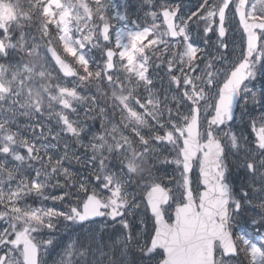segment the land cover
<instances>
[{"label":"snow or ice","instance_id":"1","mask_svg":"<svg viewBox=\"0 0 264 264\" xmlns=\"http://www.w3.org/2000/svg\"><path fill=\"white\" fill-rule=\"evenodd\" d=\"M93 3L94 8L88 0H0V56L9 58L11 49L31 58H21L16 64H0V155L4 157L0 160V220L7 221V227L0 231V264H43L42 249L53 241L37 237L44 230L49 234L55 230L54 221L62 218L69 225L83 226L97 217L113 224L119 221L123 237L119 241L120 258H116L114 251L105 252V245L97 244L95 233L89 230V236L78 238L67 251L68 257H80L77 264H125L124 257L129 252L138 256L142 264H231L233 257L241 252L247 264H264V234H260L258 245L237 235L233 227L243 209L252 206L251 192L259 197L256 205L259 219H252L251 224L258 231L264 228V115L260 117L259 128L255 121L252 124L256 133L254 147L241 149V138L231 130L218 135L222 126L233 121L234 105L241 94L246 104L249 95L254 102L264 103V89L257 99L258 93L246 87L249 80L256 78L257 71L264 73V0H202L194 11L185 15H181L180 5H161L160 13L153 11L149 15L155 20L162 14L163 25L153 23L151 27L141 28L133 21V28L125 25L116 29L115 49H106L104 66L95 72L90 70L84 50L93 41V46L99 47L101 37L110 42L114 27L110 19L126 17L111 0L107 3L93 0ZM109 8L115 10L114 17L107 14ZM229 13L233 19L238 18L246 37L242 59L229 65L230 71L216 68L227 60L223 53L228 49L225 41ZM33 24L47 40L43 55L39 44H29L26 40L24 29ZM193 25L197 35L202 33L203 49L193 42ZM53 26L63 52L83 69L84 74L79 76L83 88L90 92L95 89L90 96L79 95L75 87L52 85L49 53L65 75L76 74L52 46ZM212 35L216 36L215 42ZM149 52L159 61L157 68L166 65L169 86L176 85L177 95L171 99L167 94L161 99L158 93L150 91L149 98L142 102L136 95L141 84L149 90L153 85L149 78L153 63ZM117 54L121 70L126 74L124 78L112 75ZM69 98L85 101L89 105L86 115L96 111L102 120L104 133L93 135L87 144L80 143L86 152L75 159L78 163L83 160L95 170V180L109 194L105 196L95 188L90 190L89 181L81 178L76 193L51 197L64 201L67 196L75 195V205L66 211L21 206L28 196L41 195L49 184L76 187L74 174L64 166L65 161L72 159L68 145H64V155L54 160L49 153L58 144L47 141L49 136L58 141L60 133L48 128L46 135L45 125L39 121L47 111L50 118L55 116L63 130L80 142L85 129L70 122L62 112L52 111L57 104L63 109L71 107ZM101 98L120 110L123 127L113 124L111 129L107 128L108 114L100 107ZM134 98L142 112L133 106ZM202 111L206 114V129ZM20 117L32 122L36 139L31 142L11 130ZM145 129L149 134H145ZM152 132L156 134L151 135ZM37 140L41 142L38 144ZM225 140L232 148L245 151L240 167L252 178V184L259 183V188L241 184L238 191L234 190L225 163ZM154 142H167L175 150L171 163L182 168V183L178 181L175 188L166 186L152 174ZM18 148L25 149L27 155ZM113 160L116 164H112ZM33 162L40 167L31 178L25 172L33 168ZM197 164L203 186L199 191L192 187L189 178ZM133 184L140 189L141 203L150 213L141 221L145 226L149 220L152 222L150 240H141L145 233L134 234V226L127 219L135 205L136 196L129 191ZM131 264H136L135 259Z\"/></svg>","mask_w":264,"mask_h":264},{"label":"rangeland","instance_id":"2","mask_svg":"<svg viewBox=\"0 0 264 264\" xmlns=\"http://www.w3.org/2000/svg\"><path fill=\"white\" fill-rule=\"evenodd\" d=\"M93 3V0H88V2ZM173 0H160V8L161 9V5H173L171 4ZM105 2L107 3V0H105ZM111 2L113 4H116L118 6V10L120 11V13L122 15H124L126 17L125 20H118L115 18L110 19V23L114 26L111 30V41L110 42H105L102 41L100 38V46L99 47H94L93 44H95V41H93V44H89L87 45L86 49L84 50L86 53V56H90L92 57V61H97V54L95 52H98L101 54L102 56V68L104 66L106 57L104 55L105 50L108 47H112L115 49V32L116 29L118 28H125V25H127L128 28H133V21L136 22V24H138L141 28L143 26L140 25V20L138 19V14L135 11V6L133 1L131 0H127L126 5L122 6V4L118 1V0H111ZM202 2V0H186L185 2L182 3L181 7V15H185V14H190V11H194L196 9V7H198L199 3ZM141 4H145L144 1L140 2ZM94 4V3H93ZM146 5V4H145ZM149 14L148 10L143 11L144 14ZM110 17H114L115 15V10L112 8L108 9V13H107ZM146 26V25H145ZM144 26V27H145ZM149 27V26H148ZM200 27L202 28L203 25H200ZM194 28V29H193ZM55 29V27L53 26V30ZM193 30H191V35H192V39L194 42L195 38H198L201 42H202V47L201 49L204 48V43H203V39H202V33L200 35H197L196 32V27L195 25H193L192 27ZM24 31L26 32V40L29 44H39L40 48H41V54L43 55V50L46 48L45 46L47 45V40L45 38L41 37V33L38 30L37 26L35 24L26 27L24 29ZM57 33L52 31V38H51V43L54 47L57 48L58 52L69 62V64H71V66H73L72 64L75 63L79 66V64L76 62V60L71 57L68 56L67 53L63 52V48L62 46L59 45V42L57 39H55ZM78 35V34H77ZM19 38V33L15 34V39ZM15 39L13 40V42H15ZM125 41L127 40V37L124 38ZM213 42H215L216 38L213 39ZM200 41L197 43L199 44ZM196 46H198L196 44V42H194ZM199 47V46H198ZM200 48V47H199ZM92 50V52H91ZM173 51H175V49H172ZM10 51V61L7 64H16L18 62V60H20L21 58L23 59H31L28 57L23 56V53H19L16 50H9ZM211 51V49L209 50ZM149 56H153V54L151 52L148 53ZM207 53H204V56H206ZM227 56V60L226 61H222L221 63H218L216 65V68L221 69V70H229L230 67H228L229 65H231L232 61L234 60L232 57L233 55L230 54H224ZM155 57V56H154ZM49 59V56H48ZM114 63L116 65L115 70L112 72V75L115 77H120V78H124L126 76V74L121 70V66H120V58L117 54L116 57H114ZM159 63V61H157L155 59L154 63L150 65L149 68V78L153 81V85H155L154 88L146 89L145 86L143 84H141L137 89H136V95L139 96L142 99V102L147 100L149 98V93L150 91L153 93H158L159 97L161 99H163V97L165 96V94H167V96L169 97V99H171V97H173L174 95H177L176 92V85L173 84L171 86H169V82H168V77L165 74L166 73V65L162 68H157L156 65ZM6 64V65H7ZM73 66V68H74ZM203 64L200 65L201 68H203ZM76 69V73H77V77L75 79H64L62 77L58 76V73L55 69V66L53 65V63L51 62V60L49 59V65H48V70L51 72L52 75V80L51 83L53 86L55 85H59L61 87H68V88H73L75 87L77 89V91L79 92V95L81 96H90L93 92L90 91H86V90H82V84L79 81V76L83 75V70L82 71H77V68L75 66ZM222 82V81H221ZM135 86V85H133ZM95 92V91H94ZM135 98L133 99V106L135 107V109L137 111H143V109H141L139 107V105L135 104ZM69 102L71 107L67 108V109H63L62 106L60 105H55L52 109L53 113L56 112H62L64 115L68 116L69 121L72 122L73 119L76 117L77 113H79V116L75 118L76 121L80 122L79 125L77 123V125L79 127H82L85 129L86 131V135L88 136V138H91L93 135L99 136L102 135L104 133L103 132H98L97 134L91 133L90 131L87 130V126L84 125H91V120H90V116L89 114L86 115V110L88 108V104H84L85 101L83 100H74L69 98ZM109 107L115 111V113L119 116V121L115 120L114 118L112 119V123L108 126V129H111L113 124H120L121 127H123V124L121 123L122 121V115L120 110L117 109H113L112 105L109 103ZM174 107V106H173ZM263 111L262 112H258L256 113V115L258 116V123L257 125L260 126V117L262 115H264V105H262ZM181 111H186V109H181ZM2 115V114H1ZM115 115V114H114ZM206 114L202 111L201 112V119L204 125V128L206 129L207 126V119L205 118ZM242 120V121H241ZM247 120H251L252 122L255 120L253 119H247ZM246 119H241L240 116L239 118L233 122L232 125H228V126H224L223 129H220L218 132V135L223 136V134L225 132H228L229 130L235 132L237 134L238 137L241 138L240 140V144H241V149H246L248 147H254L255 145V140H248L247 135H246V124L243 121H247ZM39 121L41 124L45 125V134L48 135L47 133V129L51 128L52 130L55 129V133H60V137H59V141H60V147L55 150H51L50 151V155L52 154V152L54 151L58 158L64 155V145L67 144L68 145V154L69 156L72 157V159L65 161L64 162V166L69 168V170L74 174V177L77 181L76 187L73 188H59V187H53L51 184L48 185V187L44 190V192L41 195H36L37 197H30V198H26L23 201V204L21 206H24V204L30 206V207H34V208H55L57 210H63L66 211L68 209L69 206H73L76 203L77 197L75 195H69L66 197V199L64 201H60V200H53L51 199V197L54 196H60L63 193H76L77 189L79 187V183L78 181L80 180L78 178L79 175V171L81 168H84L86 171L85 173H83L84 175H89L90 176V181L88 183V187L91 190L92 188H95L97 191L102 192L103 195H108L109 193L106 190H102L101 185L98 184V182L95 180L94 178V169H92L90 166H87L85 164V162L82 160L80 163H75V157L76 156H80L83 157L85 155L86 149H84L83 147L80 146V143H83V141L81 140L80 142L77 141V138L72 136L70 133H67L66 131L63 130V127L61 124L57 123V119L55 118V116H52L51 118L49 117L48 113H46V117L44 118V121L42 119L39 118ZM51 122H53L54 125L51 124ZM125 123L127 121H124ZM84 124V125H82ZM98 126H99V122H98ZM22 130V127L19 126L17 128V130L15 132H18ZM126 131V130H125ZM53 132V131H52ZM54 133V132H53ZM145 134H149L148 130L145 129ZM155 132H152L151 135H155ZM49 138H51V136H49ZM49 141V140H48ZM47 141V142H48ZM225 144H226V153H228L226 155L225 158V163L228 161V176L230 181L232 182V184L234 185V190L238 191L241 184H248L251 187H255V188H259V183L256 184H252V178L245 175V170L243 168L240 167L242 161L244 160V157L246 155L244 150H237L235 148H232L230 143L225 140ZM73 145H76V147L74 148ZM81 147L83 149V153L81 154L78 150V148ZM151 147L156 151V155L152 158L151 163L154 165V167L152 168V173L154 172L153 170L155 169L160 170L161 172H159L158 175L156 173H154L153 176L155 177H160V179H165V176L167 175V168L169 169L170 166H176L175 163H171L172 160H174L175 158V150L173 149V146L170 144H167V142L165 143H156L154 142ZM74 154V156H73ZM88 155H91L90 150L88 151ZM11 159V158H10ZM112 164H116V161L113 160ZM197 166L198 164L194 167V171L189 175L190 180L192 181V187L194 189L197 190L198 185H199V180H198V175H197ZM167 167V168H166ZM78 168V171L76 172V169ZM28 172H30L29 170H27ZM166 171V172H165ZM181 168H180V174H181ZM82 173V172H81ZM32 178V176H31ZM172 179V177H171ZM173 179L175 180V177L173 176ZM179 182L182 183V177L180 176L179 178ZM257 181H258V177H257ZM55 183V181H53V184ZM61 183H63V178H61ZM177 186V184H176ZM16 187V183L14 184V187ZM5 191H7V189L5 188ZM130 192L134 193L136 196V199H139L140 197V189L138 187H135V184H133V186L129 189ZM35 195V194H33ZM31 195V196H33ZM83 195V194H82ZM250 199L252 200V206L248 207L246 206L243 211L241 212L240 216L237 217V222H234L233 227H237V231H239V229L241 230V228L246 229L248 232L250 231L252 234V238L250 237H246L244 236L246 239H249L250 241H252L253 243H257L259 245V243H261L260 241V234H264V228L259 229V231L257 230V228H255L252 224H251V220L252 219H259V217L256 215L257 212H259V208L256 207V205L259 203V197L258 195H253L251 192L249 193ZM135 199V205H133V208L130 210L131 214L127 216V219L129 220V222L134 226L133 228V233L135 234L136 232H142L144 233L146 231V226L144 224L141 223L142 219H144L143 217L146 215L144 208L142 207V203L141 201H137ZM136 205H139V207H136ZM106 222H109L107 219H105ZM55 223H57V228L55 230H53L50 234L48 232V230H44L43 234L41 236H38L37 239L40 240H44V239H51L53 241V243L49 246H47V248L42 249V254H41V260L43 261V264H76L75 260L79 259L80 257L78 255L72 256V257H68L67 256V251H69V246L76 244L77 243V239L79 237V235L85 233L86 231L87 234L82 235L83 237H86L87 235H90V231L86 230L84 228H81L79 230H77V227L75 225H69L68 222L64 221L62 218L57 222L54 221ZM106 223H103L101 225V227H105ZM104 225V226H103ZM148 227H150V220L147 224ZM7 227V221L6 220H0V231L3 230V228ZM101 227L98 228L97 230H92L91 232L96 233L97 231L101 230ZM104 242L103 245L105 246V251L111 253L112 251L115 252L116 254V258L117 257V253L118 250L117 248L119 245V241L123 238L120 232V226L119 223H115L113 224L111 227L107 228L106 231L104 232ZM124 235H127V232H124ZM111 237V239H108L106 241L107 237ZM96 238V243L100 244L101 243V235L100 234H96L95 235ZM141 240H145V235L141 236ZM102 244V243H101ZM119 259V258H118ZM231 264H238L237 260H232Z\"/></svg>","mask_w":264,"mask_h":264},{"label":"flooded vegetation","instance_id":"3","mask_svg":"<svg viewBox=\"0 0 264 264\" xmlns=\"http://www.w3.org/2000/svg\"><path fill=\"white\" fill-rule=\"evenodd\" d=\"M166 1V0H164ZM169 1V0H168ZM171 1V0H170ZM171 6H176V5H181V2L179 0H173L171 2ZM228 22L226 23V29H227V38H226V43L228 44V49L226 52H224L223 54H232L233 55V61L231 62L233 64L235 63H238L240 61V59H242V54H243V50L246 48V37L244 36L243 34V29L242 27L239 26V23H238V18H235L233 19L232 18V14L229 13L228 14ZM213 39L216 38V36H212ZM200 40L198 38H195L194 39V42H196V44L199 42ZM200 48L202 47V42L200 41L199 44H197ZM10 61V58H7L5 59L3 56H0V64H7L9 63ZM259 67V66H257ZM231 69L229 68L228 71H230ZM246 87L248 88H251L253 89L254 91H256L258 93V97L257 99H259V92L261 89H264V73H261L259 71H257V75H256V78L254 80H249L248 83L246 84ZM247 104L245 103V97L243 94L240 95L239 97V101H238V105H237V108H236V111H235V118L234 119H238L239 116L241 119H255V123H256V127L259 128V126L257 125V121H258V116L256 115V113H260L263 111V108H262V105H264V103H256L253 101L251 95H249L247 97ZM108 105V103L106 104ZM101 107H103V105L101 104ZM106 111H107V127L110 125V123L112 122V118H111V113L109 111V109L106 107L105 108ZM47 113V111L45 112ZM79 116V113H77L76 117ZM71 118L70 119H73L74 123H78L79 125V122L75 120V118ZM42 119V117H39ZM100 121L102 122L101 118L99 117ZM17 121H29L28 119L26 118H23V117H20L18 118L14 123H16ZM242 121V120H241ZM247 128H246V135H247V138L248 140H255L256 139V133L252 130V124L253 122L251 120H247V121H243ZM225 126V125H224ZM224 126H222L224 128ZM220 128V129H223V128ZM104 128V127H103ZM11 129L12 131H15L17 129V126H11ZM32 130L28 131L25 135H24V138H27L29 140V142H31L32 140L36 139V136H34L33 134V128H31ZM219 129V130H220ZM54 133H55V130H52ZM37 134L39 133V129L36 130ZM41 141L37 140V143L39 144ZM55 143H57L59 145V142L58 141H53ZM18 151L21 152V154L23 155H27L26 154V151L25 149L23 148H18ZM41 155H44L43 152H41ZM53 156V159H57L58 156L57 154L53 151L52 154ZM226 158V157H225ZM4 157L2 155H0V160H3ZM10 159V158H8ZM10 167L12 166L11 164L9 165ZM40 165L39 163H36V162H33V168L30 169L28 171L25 172V175L26 176H29L32 178H34L35 176V169L39 168ZM167 168V167H166ZM167 172H166V176H165V179H162L164 184L168 187H172V188H175L176 187V184L177 182L180 180V168H178L177 166H170L169 169L167 168L166 169ZM182 170V168H181ZM78 171V168L76 169V172ZM85 169L84 168H81L80 171H79V175H78V178L81 179H85V180H88L90 181V176L89 175H84L83 173H85ZM154 172L152 173L154 175V173L158 172L157 174L158 175H161L159 174V172H161L160 170H153ZM82 172V173H81ZM173 176L175 177V180L173 179ZM172 177V179H171ZM158 178V177H157ZM160 178V177H159ZM170 182V183H169ZM14 184L15 182H13L12 184V187H14ZM135 187H137L135 185ZM199 188V187H198ZM197 188V190H198ZM81 196H82V193H81ZM30 197H34L36 198L37 196L36 195H33V196H28L27 198H30ZM137 201H141L140 200V197L139 199H136ZM174 204H173V208H174ZM106 218L100 220V221H93L92 223H88V224H84L83 226H79V225H75L77 227V230L81 228H85L87 230H97L98 228L101 227V225L103 223H106L105 227H101V232H104L106 231V228H109L113 225V223H111L110 220H108L109 222H106L105 220ZM119 222V221H118ZM104 226V225H103ZM119 248H117L118 250V253H117V257L120 258V255H121V252H122V245H118ZM135 259L136 261V264H142V261L138 258V256H134L132 252H129L125 257H124V260H125V264H131V262Z\"/></svg>","mask_w":264,"mask_h":264},{"label":"trees","instance_id":"4","mask_svg":"<svg viewBox=\"0 0 264 264\" xmlns=\"http://www.w3.org/2000/svg\"><path fill=\"white\" fill-rule=\"evenodd\" d=\"M134 1H136L137 3H140L141 2V0H134ZM142 1H144L146 5L144 4L145 5V7H144L142 4H140V9L137 8V10H138V11H136L137 13L140 14L141 11L144 10V9L145 10H148V13H151L153 11H156L157 13H159V4H158L159 1L158 0H142ZM89 3L93 6V8L95 7V5L93 3H91L90 1H89ZM139 20H140L141 26H143V25L144 26L145 25L146 26H150L151 25L150 23H155L156 25H158V24L161 25L160 22H159L160 21V16H158L157 19L153 20V17L151 15H149V14H143L142 17L139 16ZM52 31L56 33V30L55 29L54 30L52 29ZM95 53L97 54V61H95V62L92 61V58L90 56H88V55L86 56V58L89 59V68L93 72L99 71L102 68V56L98 52H95ZM77 67H78V65H77ZM78 69H79V71H82L83 70L81 67H78ZM75 163H77L76 159H75L74 164ZM144 211L146 213L145 216L147 217L148 216L147 210L145 209ZM234 230H235V232H236L237 235H244L246 237L252 238L251 232L250 231L248 232L244 228H241V230L239 229V231H237V227H234ZM150 232H149L148 226H147V229L144 232L145 233V239H148L149 240L150 235H148V233H150ZM103 233H101L102 234L101 235V243L102 244L104 242V235H105ZM107 238L108 239H111V237H109V236ZM80 240H83L82 236H81ZM78 261H80V260L79 259H76L75 260V263L77 264ZM241 264H247V260L245 258V255L243 256V261H241Z\"/></svg>","mask_w":264,"mask_h":264},{"label":"water","instance_id":"5","mask_svg":"<svg viewBox=\"0 0 264 264\" xmlns=\"http://www.w3.org/2000/svg\"><path fill=\"white\" fill-rule=\"evenodd\" d=\"M122 3L125 1V0H120ZM161 17H162V20H163V16H162V14H161ZM49 56H50V58H51V55H50V53H49ZM52 59V58H51ZM52 61L54 62V64H55V66L57 67V69L60 71V73L63 75V76H65V77H73L74 75H65V73L60 69V67H59V65H57L56 64V62H55V60L54 59H52ZM66 63V62H65ZM239 98V97H238ZM238 100V99H237ZM235 108H236V104L234 105V109H233V112H234V110H235ZM198 175H199V168H198ZM200 179V178H199ZM200 186H201V190H203V186L200 184ZM102 217H97V218H94V220H97V219H101Z\"/></svg>","mask_w":264,"mask_h":264}]
</instances>
